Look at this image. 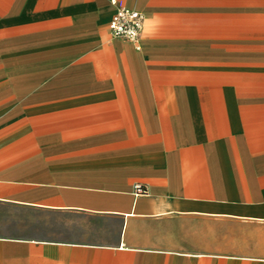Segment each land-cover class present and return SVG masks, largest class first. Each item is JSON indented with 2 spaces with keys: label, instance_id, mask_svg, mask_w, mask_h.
Here are the masks:
<instances>
[{
  "label": "crops",
  "instance_id": "crops-1",
  "mask_svg": "<svg viewBox=\"0 0 264 264\" xmlns=\"http://www.w3.org/2000/svg\"><path fill=\"white\" fill-rule=\"evenodd\" d=\"M114 9L0 0V264H264V14L195 28L171 79Z\"/></svg>",
  "mask_w": 264,
  "mask_h": 264
},
{
  "label": "rangeland",
  "instance_id": "rangeland-1",
  "mask_svg": "<svg viewBox=\"0 0 264 264\" xmlns=\"http://www.w3.org/2000/svg\"><path fill=\"white\" fill-rule=\"evenodd\" d=\"M138 3L150 12L144 32L156 33L157 29L159 34L163 66H153V71L161 70L171 79L177 78L178 58L191 57L195 28L207 27L210 19L232 17L234 32L240 33L235 27L242 25L247 12L264 14V0H139Z\"/></svg>",
  "mask_w": 264,
  "mask_h": 264
},
{
  "label": "built area",
  "instance_id": "built-area-1",
  "mask_svg": "<svg viewBox=\"0 0 264 264\" xmlns=\"http://www.w3.org/2000/svg\"><path fill=\"white\" fill-rule=\"evenodd\" d=\"M114 13L108 24L110 38L132 44L136 50H140V39L145 26L144 15L127 7L119 0H111ZM135 195H145L146 187L140 184L134 186Z\"/></svg>",
  "mask_w": 264,
  "mask_h": 264
}]
</instances>
